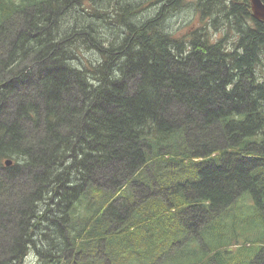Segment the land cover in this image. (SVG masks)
I'll use <instances>...</instances> for the list:
<instances>
[{"label":"trees","instance_id":"trees-1","mask_svg":"<svg viewBox=\"0 0 264 264\" xmlns=\"http://www.w3.org/2000/svg\"><path fill=\"white\" fill-rule=\"evenodd\" d=\"M96 1L0 0V264H264L250 0Z\"/></svg>","mask_w":264,"mask_h":264},{"label":"rangeland","instance_id":"rangeland-1","mask_svg":"<svg viewBox=\"0 0 264 264\" xmlns=\"http://www.w3.org/2000/svg\"><path fill=\"white\" fill-rule=\"evenodd\" d=\"M139 1L142 2L144 0H139ZM227 1H230V0H227ZM140 2H138V3H140ZM93 4L97 6L96 8H98L100 6V9L98 10V14L104 13V8H110V6H111V2L108 1V0H99V1L93 2ZM145 4L146 3H144L143 6ZM161 4H162L161 2L160 3L159 2L155 3V1L154 2H150V8L147 11H145L144 14L146 16H148L150 14H153L157 10L158 5H161ZM114 5H115V2L112 1V6H114ZM193 5L195 6L194 3H193ZM251 8H252V6H251ZM190 15H191V11L189 9L174 11V13L171 16L172 25H170V27L166 26V29L170 30V31H177V34H180L181 32H184L187 28H189V25L187 23H185V22L183 23V21L188 20L190 18ZM195 15L197 16V15H199V13L196 12ZM252 15H253V10H252ZM253 17H254V15H253ZM198 23H199V20L195 19L193 21L192 25H196ZM12 101H14V99H12ZM12 190H13L12 191L13 193H19L21 191L19 187L15 188L14 186H12ZM255 222H256L257 226L253 227L252 237L264 238L263 218L260 217ZM31 262H32V259L28 258L27 259V263L31 264Z\"/></svg>","mask_w":264,"mask_h":264},{"label":"water","instance_id":"water-1","mask_svg":"<svg viewBox=\"0 0 264 264\" xmlns=\"http://www.w3.org/2000/svg\"><path fill=\"white\" fill-rule=\"evenodd\" d=\"M253 10V15L256 19L264 22V1L263 0H250ZM12 160H7L6 164L10 165Z\"/></svg>","mask_w":264,"mask_h":264},{"label":"bare ground","instance_id":"bare-ground-1","mask_svg":"<svg viewBox=\"0 0 264 264\" xmlns=\"http://www.w3.org/2000/svg\"><path fill=\"white\" fill-rule=\"evenodd\" d=\"M251 2V1H250Z\"/></svg>","mask_w":264,"mask_h":264}]
</instances>
